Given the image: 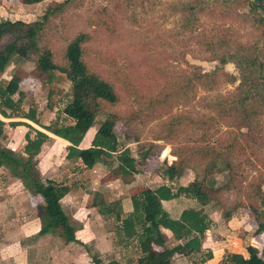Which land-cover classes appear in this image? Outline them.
Instances as JSON below:
<instances>
[{"label":"rangeland","instance_id":"1","mask_svg":"<svg viewBox=\"0 0 264 264\" xmlns=\"http://www.w3.org/2000/svg\"><path fill=\"white\" fill-rule=\"evenodd\" d=\"M17 1L0 0L7 7L11 5L14 8L12 12H9V7L5 9L7 13L0 16L1 20L21 19L29 23L43 20L39 44L40 47L47 46L56 65L64 64L63 52L67 42L77 33H84L87 67L114 87L117 101L114 104L105 103L100 108L85 139L113 112L119 119L113 126L119 146L129 149L141 169L150 171L157 167L155 170H159L163 163L178 161L183 166L180 169L189 174L186 180L191 177L205 180L214 177L219 183H225L230 175L226 170L220 171L221 163L211 159L205 151L212 147L218 149L229 132L249 129L254 133L255 143L240 141L245 146L240 161L248 162L242 164L243 170H239L238 174L245 178L234 177L231 185H236L238 190L221 191L215 201L224 203L225 208L232 207L236 199L255 204L253 199H246V193L250 180L258 173L264 176V91H248V98L241 102L248 86L261 84L257 72H252L253 69L240 71L231 62L221 67L218 63L223 53L235 55L243 62L251 58L257 62L264 61V27L259 20H264V13L252 6V0H70L64 7L51 10L46 18L45 11L51 9L53 3L64 0H42L25 12ZM35 58V54L28 59L13 56L5 69L15 65L13 69L19 80L18 89L24 94L19 112L33 109L36 119L42 124H48L55 117L59 123H69L70 118L61 113L69 98V81L57 70L52 71L48 80L38 77L34 70ZM194 70L211 73V76L192 89L177 90L179 75H189ZM260 73H264V67ZM161 95L169 98L154 102V98ZM12 97L16 99L17 95ZM213 104L217 105L215 110ZM175 115L198 117L200 120L211 116L214 126L200 130L188 120H183L181 125L174 126V133L166 134V124ZM15 134L6 127V136L1 144H8L20 156L19 152L23 149L19 147L18 150L17 141L10 139ZM158 135L165 138L160 139ZM53 139L50 138L33 159L36 176L60 181L66 178V182L76 188L82 185L85 194L81 192V203L84 205L91 204L93 199L101 200L104 205L112 204L104 200L107 202L115 198L113 192L119 189V181L112 178L116 173L106 176L110 179L109 194L97 197L91 188L87 191L88 186L84 184L92 177L90 171L80 169L74 161L62 159L66 146ZM164 148H167V154L162 156ZM146 150L155 152L157 156L141 166L138 153ZM173 152H177L179 157L173 156ZM45 161L52 165L47 166ZM98 168L101 169L96 171L99 176L104 172L102 169H107L103 166ZM20 188V179L0 167V264H11L5 249H12L18 244L30 250L28 264H91V254L103 261L114 259L120 263L137 264L133 244H129L126 251L117 248L116 223L112 218L101 222V232L112 243L110 250H101L98 243H87V240L85 247L78 243L66 246L58 231L43 235V238L35 234L24 236L19 243L16 235L10 232L22 223V216L25 215L28 220L39 217L42 204L38 195L36 200V195L29 193L31 211L22 215L20 208L11 210L18 203L21 206ZM67 213L69 222L77 223V235L85 238L88 229L84 230L75 220H82L84 214L81 218L76 211L71 213L67 210ZM80 229L82 231L77 232ZM263 245L264 242H261L258 248L261 250ZM175 258L174 254L173 263L177 261ZM19 261L16 258L14 263Z\"/></svg>","mask_w":264,"mask_h":264},{"label":"trees","instance_id":"2","mask_svg":"<svg viewBox=\"0 0 264 264\" xmlns=\"http://www.w3.org/2000/svg\"><path fill=\"white\" fill-rule=\"evenodd\" d=\"M40 1L42 0H19L22 4ZM69 1L53 3L51 9L48 8L45 11L44 18L52 12L51 10L64 7ZM205 1L207 2V0ZM261 1L264 3V0ZM199 4L201 5V3ZM252 6L259 9L255 2L252 3ZM259 20L264 27V20L262 18ZM43 25V20L30 23L19 19L0 20V72L6 68L13 56L28 59L31 54H35L34 70L38 77H44L45 80H48L53 70L63 73L70 83V89L69 98L63 105L61 113L69 117L71 121L63 124L59 123L55 117L48 124H41L36 119L33 109L20 113L19 104L24 94L18 89L19 80L15 76H11L9 80L0 82V138L3 135L4 125L1 117L25 118L38 125L49 135H56L57 138L60 137L68 141L69 144L63 150L62 157L68 161L76 160L80 164L78 165L80 169H90L97 163L106 166L114 164L118 175H131L135 171V159L127 147L120 148L119 146L113 132V126L119 120L115 113H110L98 125L89 146L85 148L77 146L84 132L93 125L100 108L105 103L114 104L117 101L112 83L87 67L83 46L86 35L84 33L74 35L64 47V64L56 65L47 46L40 47L39 44ZM227 62L233 63L240 71L253 69L252 72L256 71L257 79L261 81V84H257L256 87L250 85L246 88L241 102L248 98V91L251 92L253 89L264 91V73H260L264 67V61L257 62L251 58L243 62L230 53L221 54L218 60L220 67ZM210 76L211 73L200 70H194L189 75H179L177 90L183 92L185 88L192 89L195 84H202L203 80L209 79ZM14 94L17 95L16 99L12 97ZM168 98L167 95H161L154 98V102H162ZM216 106L212 105L213 110ZM230 110L231 108H229ZM212 118L205 116L204 119L200 120L198 117L175 115L166 124V134L174 133V126L181 125L183 120H188L187 122L200 130L210 128L214 126ZM10 124L13 126L23 124L29 127L28 124L21 121H12ZM49 135L37 129H33L32 136L26 132L23 136L25 140L22 150L25 154L24 158L16 155L9 147L0 144V167H5L9 173L21 177L23 187L30 194L38 195L41 198L42 219L39 233L56 230L65 241H77L74 234L76 226L69 222L59 204L60 198L68 192L69 186L49 178L40 179L33 169V159L40 152L42 144L50 139ZM158 136L160 139L165 138L162 135ZM241 140L246 143H255L253 131L247 129L245 132H229L218 149L212 147L205 151V154L211 159L221 163L220 171L226 170L230 175V179L225 183H219L214 177H208L206 180L193 177L186 185H178L174 190L166 184H160L155 188L143 187L130 197L132 209L123 217H120V210L116 208L115 203L104 205L101 200L93 199L91 205L96 207L100 214H112L114 216L117 221L115 231L118 241L125 247L133 244L136 250L135 260L137 264H174L171 259L175 253H197V260L193 261L192 264H201L211 257V251L203 248L200 241L209 224L202 206L209 202H215V198L221 191L238 190V187L231 185V183L234 177L245 178V176L238 174L239 170H243L242 164L247 161H240V155L245 152V146L241 144ZM148 148H150V144ZM166 154L167 148H164L162 156ZM172 155L179 157L177 152H173ZM156 156L155 152L152 153L148 150L139 152V163L141 166L146 165L150 159ZM247 164L250 165L251 163ZM181 167L183 166L179 165L178 161H171L168 164L163 163L159 170H155L157 167L151 168V170L158 173L163 179L171 180L182 172ZM142 170L145 169L142 168ZM248 188L246 199H253L255 204H248L236 199L232 208H246L255 222L254 233L259 234L264 232V176L258 173L253 180L249 181ZM179 195L195 200L200 207L182 209L177 218H171L162 208L161 200H168ZM161 228L169 230L173 239L178 243L167 246ZM79 244L85 247V244ZM245 252V256L237 252H227L216 264H264V247L260 250L255 246L247 245ZM89 257L91 264H125L114 259L103 261L95 254L89 255Z\"/></svg>","mask_w":264,"mask_h":264},{"label":"crops","instance_id":"3","mask_svg":"<svg viewBox=\"0 0 264 264\" xmlns=\"http://www.w3.org/2000/svg\"><path fill=\"white\" fill-rule=\"evenodd\" d=\"M17 2L20 8L24 12L29 10L31 6L38 4V2L32 3V4H22L19 2V0ZM8 7L6 3L0 2V16H4L7 13L5 10L7 8L9 9V12H12V10H14V8L11 5H8ZM10 20H15V19H10ZM9 63H11V61ZM8 65L6 67H8ZM22 66H25V65L22 64ZM13 68H15V65H11L7 70H5L6 69L5 68L2 72H0V82L7 81L9 80L11 76H15L14 75L15 71ZM9 69H10V72L8 71ZM15 77L17 78V76ZM1 119L4 122V125H3V135L0 138V144L2 143V140L5 139L6 127H9L12 132H16V134L13 135L10 139H12V141L14 140L17 141L18 146L16 148H18V150L20 148L23 149V145L25 143L23 136L26 132L29 134V136H32L33 129H37L49 135L46 131H44L38 125H36L35 123L31 122L28 119L21 118V117H10V118L1 117ZM12 121H21L23 123L28 124L30 128L23 124H18V125L13 126L10 124V122ZM39 123H41V120H39ZM91 128L92 126H90L88 129H91ZM88 129L84 132V134L82 135L77 145L79 148H85L89 146L90 140L95 130L91 131L90 135H88L87 139H85L84 136L88 132ZM29 131H31V133ZM54 136L49 135L50 138H54L53 140L55 142L56 141L59 142V144L61 145L63 144L64 146H67L69 144V142L66 141L65 139L60 138V137L57 138L58 136L56 137ZM44 144L45 143L42 144L41 148L44 146ZM1 145L9 147L11 150H13L8 144L6 145L1 144ZM19 154L22 158L25 157V154L23 153L22 150H20ZM104 158L107 159L106 157ZM62 159L68 162V160H66L64 157H62ZM45 162L48 163L47 166L52 165V163H50L49 161H45ZM74 162L80 165L76 160ZM98 166H103L107 168V169L105 168L102 169L104 172L102 173L101 176L96 174L97 170L98 171L101 170L100 168H98ZM85 171H90L92 175V177H89V179L86 180V183H84L88 186L86 187V190L89 191L90 190L89 188H91L92 193L97 194V197H100V198L107 196L109 194L107 188L108 186H111V185H110V179L107 178L106 176L108 173L110 174L112 172L116 173L115 165L111 164L110 166H106V165L97 163L90 169H85ZM11 175L20 179L21 188L19 189L18 196L22 199L21 206L19 205V203L17 205H13L12 206L13 208L11 210L15 208H20L22 211V215H24L28 211H31V208H30L31 196L27 190H24L25 188L22 185V178L14 174H11ZM185 177L188 178L189 174L185 171H182L178 176H176L175 178L171 180L163 179L158 173L152 172V170L150 171L142 170L141 167L138 166V163L135 159V171L131 175L120 176L116 173L113 176L112 179L115 178V180L119 181V187H118L119 189H116L113 192V194L115 195V198L112 199V201L110 199L107 202L106 200H104V202L107 204L111 202L115 203L116 208L120 210V217H123L127 213H129L132 209L130 197L134 193L139 191L141 188H143L142 186L148 187V188H155L156 186L160 184H166V185H169L172 190H174L178 185H186L188 182H190L193 179V177H191V179L186 180L187 178L185 179ZM47 178L52 179L56 182H62L63 184H66L69 186L68 192L64 196H62L59 200L60 207L66 216H68L67 210L71 211V213L75 211L80 213L81 218L83 217V214H84V218L82 220L81 219H75V220L79 222L78 224H80V226L83 227L84 230L88 229V232L85 233V238H82L80 235L79 237L75 231L74 233L75 238L78 242L77 241H65L62 236L59 237L61 238V240L63 239L62 241L64 242V244L66 246L72 243H78V244L83 243L84 244V242H86L85 240H87V243L88 242L98 243L101 247V250H104V251L110 250L112 248V243L108 240L107 235L101 232L102 231L101 222H105L107 218L108 219L112 218L113 221L117 223V221L114 219V216L112 214L103 215V214L98 213L97 208L95 209V207L91 206V204L89 205L82 204L81 202L83 199V194H85L84 189H82V185H78V188H76L77 186H72L71 184L67 183L66 178L65 179L63 178L61 181L54 179L52 177H47ZM89 182L92 183V185H90ZM81 192H83V194H81ZM36 196L35 198L37 200L38 196L37 197ZM224 205H225L224 203L215 201V202H209L208 204H205L202 206V209L204 213L207 215V218L209 220V224H208L207 229L204 231L203 236L200 239V241H201V246L203 248L209 249L211 251V257L205 260L204 262H202L201 264H216L220 261L223 255L227 252H237L245 256L246 255L245 247L247 245H252L258 248V244H260L261 242H264V232H261L259 234L254 233L255 222H254L253 217L246 210V208H242V207L225 208ZM83 206H84V209H83ZM161 206L171 218H177L182 209H185L188 207H193V208L200 207L199 204L195 200L185 197L183 195H179L177 197H174L168 200H161ZM80 210L82 211L80 212ZM24 216H22L24 221L22 220V223H18L19 225H16L10 232L11 235L13 236L16 235L17 241L19 243L22 241L24 236H30L31 234L32 235L35 234L38 237L42 236L41 238H43V235L54 233L56 231V230H50V231L43 232V233L38 232L41 227L42 212L39 217L34 216V218L30 220L25 219ZM71 217L74 218V216H71ZM8 224L14 225L13 222H9ZM74 225L77 226V223L76 224L74 223ZM97 229H100V230L98 231ZM81 231L82 229L77 230V232H81ZM161 232L164 235L165 243L167 246L175 245L178 243L177 241L173 239L169 230L165 228H161ZM12 244L14 245V243H11V245ZM117 248H123L126 251V247L123 246L122 243L119 241H117ZM5 250L7 251V254H8L6 258L8 259L9 263L15 264L14 263L15 259L19 258L20 261L19 263H16V264H28V260L30 259V255H31V252L29 249L28 251L26 250L25 247L24 248L20 247V244H18L17 246L14 245L12 249L6 248ZM16 254H18V257L16 256ZM4 255L6 254H3V256ZM175 255H176L175 259L177 261L174 264H192V262L196 261L198 257L197 253H191V254L175 253Z\"/></svg>","mask_w":264,"mask_h":264},{"label":"water","instance_id":"4","mask_svg":"<svg viewBox=\"0 0 264 264\" xmlns=\"http://www.w3.org/2000/svg\"><path fill=\"white\" fill-rule=\"evenodd\" d=\"M257 7L264 13V3L261 0H253Z\"/></svg>","mask_w":264,"mask_h":264}]
</instances>
